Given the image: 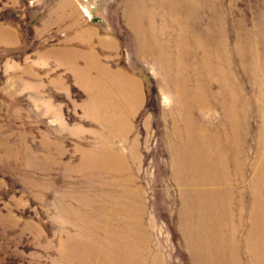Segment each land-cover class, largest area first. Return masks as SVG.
<instances>
[{
	"label": "rangeland",
	"instance_id": "1",
	"mask_svg": "<svg viewBox=\"0 0 264 264\" xmlns=\"http://www.w3.org/2000/svg\"><path fill=\"white\" fill-rule=\"evenodd\" d=\"M0 264H264V0H0Z\"/></svg>",
	"mask_w": 264,
	"mask_h": 264
}]
</instances>
